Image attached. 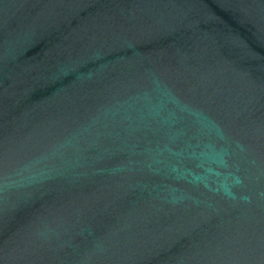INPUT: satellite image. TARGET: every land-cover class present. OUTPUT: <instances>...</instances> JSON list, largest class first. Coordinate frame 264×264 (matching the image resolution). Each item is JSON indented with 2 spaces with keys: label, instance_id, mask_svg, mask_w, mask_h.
I'll return each mask as SVG.
<instances>
[{
  "label": "water",
  "instance_id": "1",
  "mask_svg": "<svg viewBox=\"0 0 264 264\" xmlns=\"http://www.w3.org/2000/svg\"><path fill=\"white\" fill-rule=\"evenodd\" d=\"M0 264H264V0H0Z\"/></svg>",
  "mask_w": 264,
  "mask_h": 264
}]
</instances>
